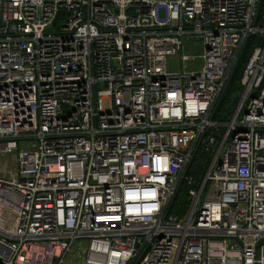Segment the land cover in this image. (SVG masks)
Masks as SVG:
<instances>
[{
  "label": "built area",
  "instance_id": "1",
  "mask_svg": "<svg viewBox=\"0 0 264 264\" xmlns=\"http://www.w3.org/2000/svg\"><path fill=\"white\" fill-rule=\"evenodd\" d=\"M260 2L0 0V264H264Z\"/></svg>",
  "mask_w": 264,
  "mask_h": 264
},
{
  "label": "rangeland",
  "instance_id": "2",
  "mask_svg": "<svg viewBox=\"0 0 264 264\" xmlns=\"http://www.w3.org/2000/svg\"><path fill=\"white\" fill-rule=\"evenodd\" d=\"M183 42V47L181 50V53L178 54L177 56H173V57H169L167 58L166 61V66H167V70L170 72H178L180 70H182L183 68V63L180 61V55L186 54V55H192V56H196V55H200L201 54V42L200 40L196 39V38H187L184 37L182 39ZM202 64V62L200 60H195V61H189L187 66L188 68H193V67H200V65ZM234 95H231L230 98H232ZM232 102V100H231ZM232 104V103H231ZM13 163V161L11 162ZM77 255L74 254L69 262L71 263H75L77 260Z\"/></svg>",
  "mask_w": 264,
  "mask_h": 264
},
{
  "label": "trees",
  "instance_id": "3",
  "mask_svg": "<svg viewBox=\"0 0 264 264\" xmlns=\"http://www.w3.org/2000/svg\"><path fill=\"white\" fill-rule=\"evenodd\" d=\"M262 11H263V9H262ZM263 43H264V38H261V37H252L249 40L247 48H246V52H245V55L241 61V64L239 65V68L236 71V74L233 78V81L231 82V84L227 90V93H226L221 105L218 108V112L220 111L221 117L223 119L226 118L230 114V112L232 111V107L234 104L231 102L230 96L233 95L238 90L240 77L242 75V71L244 69V65L246 63L248 56L252 52V49L255 45L263 44ZM182 199H183V201H185L186 195H183Z\"/></svg>",
  "mask_w": 264,
  "mask_h": 264
},
{
  "label": "water",
  "instance_id": "4",
  "mask_svg": "<svg viewBox=\"0 0 264 264\" xmlns=\"http://www.w3.org/2000/svg\"><path fill=\"white\" fill-rule=\"evenodd\" d=\"M262 2H263V0H261L260 5H259V7H258L257 14H256V18H255V22L257 21V18H258V16H259V13H260V10H261V4H262ZM47 31L49 32L50 29H47ZM249 39H250V38H248V39L246 40V42L244 43V45H243V47H242V49H241V51H240V53H239V55H238V58H237V60H236V62H235V64H234V66H233V68H232V71H231V74H230V76H229V79H228V81H227V83H226V85H225V87H224V89H223V91H222V93H221V95H220V97H219V99H218L216 105H215V109H214L213 115L215 114V112H216V110L219 108V106L221 105V103H222V101H223V99H224V97H225V95H226V93H227V90H228V88H229L231 82L233 81V78H234V76H235V74H236V71H237V69L239 68V65L241 64V61H242V59H243V57H244V55H245V52H246V48H247V45H248Z\"/></svg>",
  "mask_w": 264,
  "mask_h": 264
}]
</instances>
